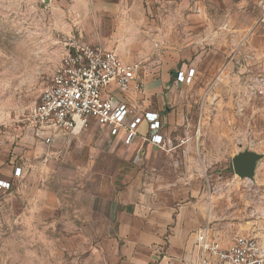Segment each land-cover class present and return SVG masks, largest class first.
Wrapping results in <instances>:
<instances>
[{
    "label": "rangeland",
    "instance_id": "374dc122",
    "mask_svg": "<svg viewBox=\"0 0 264 264\" xmlns=\"http://www.w3.org/2000/svg\"><path fill=\"white\" fill-rule=\"evenodd\" d=\"M260 1L188 0L187 56L172 69H195L179 94L192 106L191 133L213 173L207 192L218 226L264 245ZM46 4L0 0V176L23 170L0 192V264H129L117 235L133 177L124 144L94 123L59 131L51 143L22 129L64 55L51 38ZM244 150L262 155L253 178L234 171L233 157Z\"/></svg>",
    "mask_w": 264,
    "mask_h": 264
},
{
    "label": "crops",
    "instance_id": "0c3cea01",
    "mask_svg": "<svg viewBox=\"0 0 264 264\" xmlns=\"http://www.w3.org/2000/svg\"><path fill=\"white\" fill-rule=\"evenodd\" d=\"M46 1L51 38L64 54L91 45L114 50L125 62L142 63L139 87L122 90L113 81L103 89V96L125 102L133 115L157 112L163 122L161 133L173 143L167 150L147 140L150 131L145 120L131 144H124L122 135L114 137L134 162L130 196L124 200L129 207L118 216L117 235L127 262L200 264L198 234L202 231L228 246L235 237L221 230L215 220L216 202L207 192L213 173L191 133L192 106L181 102L179 94L189 83L177 80L176 73L183 68L172 69L187 56L188 0ZM14 169L5 170L0 179H14ZM210 260L220 264L214 256Z\"/></svg>",
    "mask_w": 264,
    "mask_h": 264
},
{
    "label": "built area",
    "instance_id": "2783aa9c",
    "mask_svg": "<svg viewBox=\"0 0 264 264\" xmlns=\"http://www.w3.org/2000/svg\"><path fill=\"white\" fill-rule=\"evenodd\" d=\"M259 9V20L264 22V0L259 2ZM141 67L140 61L125 62L114 50L91 45L75 47L62 56L60 65L48 76V83L25 116L22 129L31 131L42 142L51 143L59 131L74 134L94 123L108 136L122 135L123 143L131 144L138 126L145 120L150 131L147 140L169 150L173 143L161 133L163 122L157 112L133 115L125 102L116 103L103 96V89L113 81L122 90L139 87ZM194 73L193 67L180 70L177 80L190 83ZM21 175L22 168L15 167L14 177ZM11 185L10 180L0 179V192L9 190ZM198 245L202 253L200 264H211L212 256L220 264H264V245L254 236L238 234L228 246H222L208 237L207 231H202L198 234Z\"/></svg>",
    "mask_w": 264,
    "mask_h": 264
},
{
    "label": "water",
    "instance_id": "95a60500",
    "mask_svg": "<svg viewBox=\"0 0 264 264\" xmlns=\"http://www.w3.org/2000/svg\"><path fill=\"white\" fill-rule=\"evenodd\" d=\"M177 75V73H176ZM262 155L252 150L240 151L233 157L235 173L241 178H253Z\"/></svg>",
    "mask_w": 264,
    "mask_h": 264
}]
</instances>
